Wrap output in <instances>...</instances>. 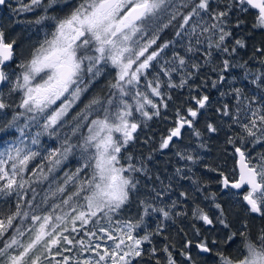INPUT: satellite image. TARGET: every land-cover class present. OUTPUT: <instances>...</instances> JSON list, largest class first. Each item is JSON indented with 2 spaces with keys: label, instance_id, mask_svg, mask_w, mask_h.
<instances>
[{
  "label": "snow or ice",
  "instance_id": "1",
  "mask_svg": "<svg viewBox=\"0 0 264 264\" xmlns=\"http://www.w3.org/2000/svg\"><path fill=\"white\" fill-rule=\"evenodd\" d=\"M17 5L0 0L17 17L32 13L34 19L8 22L35 28L40 38L20 53L0 22V85L7 89L0 91V117L15 109L0 126V133H15L0 140V264H178L172 245L153 244L178 217L200 224H193L195 244L185 241L179 264H196L193 247L211 264H264V40L247 59L240 56L250 39L264 34V0ZM177 21L175 38L158 43ZM106 69L115 72L107 93L92 95L74 111ZM185 88V106L175 110L158 148L147 156L130 152L138 130L162 116L173 91ZM212 89L221 98L214 108ZM186 128L199 141L195 149L178 143ZM221 132L239 157V174L230 179L222 168L205 165L218 173V195L207 192L190 165L203 162L198 150H207ZM45 136L56 146L42 143ZM173 148L184 164L167 183L152 178V153ZM73 159L74 170H65ZM142 180L151 187L140 198ZM180 180L194 185L191 196L175 193ZM229 201L244 215L230 220ZM133 204L136 216L126 218ZM152 217L156 229L141 235ZM253 220L261 221L259 227ZM218 227V239L201 232Z\"/></svg>",
  "mask_w": 264,
  "mask_h": 264
},
{
  "label": "trees",
  "instance_id": "2",
  "mask_svg": "<svg viewBox=\"0 0 264 264\" xmlns=\"http://www.w3.org/2000/svg\"><path fill=\"white\" fill-rule=\"evenodd\" d=\"M9 4H11L13 7V2L8 1ZM12 8L4 7L3 10V16H2V22L4 23L5 28L7 29L6 35L10 39H15L19 45V52L23 54H27L30 50L31 46L36 43L37 39L40 38L36 35V29L35 28H28L26 24H22L18 29H16L15 24L9 23V18L12 20H15V15L12 12ZM33 15V19H34ZM22 20V19H18ZM27 18H23V21H26ZM178 23L174 22L173 26H170L169 28L165 29L163 32L160 33V40L158 43H163L168 40H172L175 38V24ZM14 30V32L11 33V30ZM42 36V33H41ZM264 40V34L257 33L253 39H250L248 41L249 47L247 49H241L240 50V56L244 59H247L252 54V47L258 46L260 41ZM168 55H171L170 50L168 51ZM19 61H16L18 63ZM12 68H15V63L12 64ZM234 72L237 75H242L241 71L239 69H235ZM115 72L111 70H105L104 74L98 78L97 82L94 84L92 89L89 91V93L86 94L85 97H83V103L79 104V107L75 109L74 111H79L84 107V104L88 102V99L91 98L92 95L95 94H106L108 91V84L114 77ZM5 94L7 92L6 88H2V90ZM173 101L169 102V108L166 111L162 112L161 117L154 118L151 121H147V126L144 127L142 130H138V138L132 144L129 148V151L132 152L136 156L149 155L150 151L153 148H158L159 142L161 137H164L167 135L168 130L173 126V121L175 118V110L177 108H181L184 105V101L188 98V89H182V90H175L173 91ZM211 97L213 100V108L216 106V101L220 100L219 92H217L215 89L211 90ZM16 102L18 103V97H14ZM224 100H227L228 98H223ZM15 109H8V118H11L12 112ZM209 116L212 115V112L209 111ZM204 118H201V122L199 127L201 129L203 128ZM2 126V125H1ZM68 131L67 128L63 129V132ZM83 131H87L86 128ZM14 132L9 133H0V140L9 139L10 137L14 136ZM185 138V139H183ZM148 141V143H145V141ZM184 140V141H183ZM178 143L181 146L184 145H194V149L196 148L199 141L196 137H194L191 134V130L184 129L183 130V137ZM57 144V141H49L46 145H52L55 147ZM208 149L207 150H198L200 153V156L202 157L203 162L197 163L195 165H190L192 172L195 173L196 177H202V183L207 185V192L212 193L216 192L219 195V185L218 180L219 176L217 172H210L205 168V165H210L213 168L219 167L222 168L225 171L226 175H229L230 179L232 178H238V170H237V156L233 155V150L230 145L226 144V137L223 132H221L219 135L214 136L211 140H208ZM2 146V145H0ZM260 150L259 148L257 149ZM175 149L173 148L171 151L164 150L163 152H153L152 156L153 159L151 163L148 164V167L151 169L150 176L152 178H155L157 175L160 176L161 180H164L165 183L168 182L166 179L167 177H171L175 171V168L184 164L183 161H178V158L175 156ZM255 154V153H253ZM76 166V161L73 159L67 166V171L74 170ZM46 187V185L42 186ZM151 187V184L147 181L142 180L141 184V196L140 198H143L144 194L148 191V189ZM157 187H159V184L157 183ZM193 188L194 185L191 184L189 180H180L179 185L175 187V193H178L179 191H188L190 196L193 194ZM37 191H41V189H37ZM42 194V193H41ZM201 200L203 199V194L201 193H195ZM173 198H175V195H173ZM208 203V202H205ZM230 204V214L229 219H235L236 214L239 213V215H244L243 209L239 204H236L232 201H229ZM4 205L2 202H0V207H3ZM14 206V200L11 201V203L8 205V207ZM137 212V206L133 204L130 211H126L124 213V216L126 218L132 219L136 216ZM158 223L157 218H146L145 224L143 225V229L140 230L141 235H143V231H149L152 232L156 229V225ZM195 223V226L197 228L200 227L199 222H194L190 217L185 218H176V223L174 225H171L166 228L165 232L162 235L155 236L153 238V244L156 247H163L165 243L170 244L173 246L174 254L176 255V260L179 264L180 261L184 260V257L179 255V252L182 250L183 245L186 240H192L193 244H195V237H194V228L193 224ZM252 224L259 227L261 224V221L259 220H253L251 222ZM201 232L203 235L207 236L209 241L212 239H218L219 237L223 236V230L219 227L217 228L216 232L208 233L204 232L203 229H201ZM145 247H149L148 245H145ZM236 246L233 245V248ZM192 258L194 261H196V264H211L210 260H206L205 257H201L197 254V249L193 247L191 249ZM145 260H147V257H145ZM154 264V260L152 262Z\"/></svg>",
  "mask_w": 264,
  "mask_h": 264
},
{
  "label": "flooded vegetation",
  "instance_id": "3",
  "mask_svg": "<svg viewBox=\"0 0 264 264\" xmlns=\"http://www.w3.org/2000/svg\"><path fill=\"white\" fill-rule=\"evenodd\" d=\"M8 1H12L13 2V7L14 8H16L18 6L17 5V0H8ZM25 2H27V0H25ZM4 7L5 6H0V22H2V16H3ZM15 17H16L15 20H18V19H22L23 20V18H27V20H31V19H33V14L32 13H27V14H23V15L18 16V17L15 16ZM21 25H22V23L21 24H15L16 29H18ZM12 32H14L13 28L11 30V33ZM2 88H3V86H2ZM2 88L0 89V91L2 90ZM7 119H10V118H8V117H0V126L3 125L6 122ZM238 174H239V171H238Z\"/></svg>",
  "mask_w": 264,
  "mask_h": 264
},
{
  "label": "rangeland",
  "instance_id": "4",
  "mask_svg": "<svg viewBox=\"0 0 264 264\" xmlns=\"http://www.w3.org/2000/svg\"><path fill=\"white\" fill-rule=\"evenodd\" d=\"M62 132H63V130H62ZM183 139H185V138H183ZM49 141H56V140L54 138L53 139H49L47 136L42 137V143L47 144ZM191 147L194 148V145L192 144ZM109 243H111V242H109Z\"/></svg>",
  "mask_w": 264,
  "mask_h": 264
},
{
  "label": "water",
  "instance_id": "5",
  "mask_svg": "<svg viewBox=\"0 0 264 264\" xmlns=\"http://www.w3.org/2000/svg\"><path fill=\"white\" fill-rule=\"evenodd\" d=\"M2 88V85H0V89ZM239 157L237 156V169L239 171V164H238ZM234 191H239V190H234Z\"/></svg>",
  "mask_w": 264,
  "mask_h": 264
}]
</instances>
